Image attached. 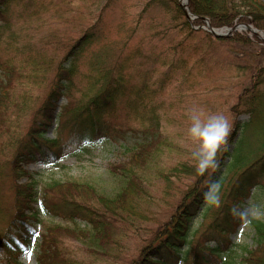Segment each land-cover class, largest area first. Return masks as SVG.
Wrapping results in <instances>:
<instances>
[{
  "label": "trees",
  "instance_id": "obj_1",
  "mask_svg": "<svg viewBox=\"0 0 264 264\" xmlns=\"http://www.w3.org/2000/svg\"><path fill=\"white\" fill-rule=\"evenodd\" d=\"M117 1L106 0L103 8ZM37 5L36 0H0V36H5L4 31L11 38L15 35L10 19L16 16L14 7H21L17 19L23 14L40 19L37 11L31 13ZM152 6L169 15L175 27L191 39L198 35L192 26L203 24L200 21L203 17L209 19L212 28L250 24L264 33V4L259 0H189L188 11L198 17L191 24L179 0H145L142 12ZM103 8L96 22L77 39L54 44L55 57L45 60V50V54L41 51V55L33 57L32 48L22 43L17 55L0 64L5 75H16L15 80L8 81H15L9 90H0V164L2 161L7 164L6 173L13 181L11 219L0 231V256L11 254V264H19L14 256L30 250L29 234L34 231L21 233L15 229L21 219L29 214L36 217L44 211H64L70 219L83 221L88 229L56 228L55 235L45 232L39 244V264H96L111 255L117 264H264V219L245 213L241 204L258 195L264 197L263 43L249 32H235L227 38L205 32L201 37L200 51L215 64L223 61L228 69L241 73L242 85L229 107L233 118L230 131L218 139L217 147L207 149L203 162L188 164L179 147L163 131L160 117L144 105L149 89L158 87L163 91L190 74L180 64L181 59L159 56L157 66L146 73L147 77L134 83L129 71L135 53L119 52L109 57L104 46L90 54L88 72L76 71L81 54L101 41ZM220 47L237 48L239 56L228 49L223 59L215 61V52ZM41 72L46 79L40 77ZM42 83L46 85V95L22 130L21 116L27 108L31 109L33 92ZM74 93L79 96L74 103L67 102L70 107L65 110V116H70L66 133L71 148L68 150L45 136L56 130L58 120L63 117L59 102ZM132 96L137 121L131 127L115 126L113 121L118 118L121 99ZM146 111L151 114L148 119L141 117ZM240 116L245 119L237 121ZM126 132L133 133L139 142H135L127 160L109 167L116 184L110 195L95 193L85 185L64 184L55 188L60 191L54 196L58 202L53 203L46 198L37 201L31 183L18 185L17 181L30 176L24 166L55 165L74 150L81 151L84 146L104 139L112 143L113 138ZM173 183L182 188L178 191L179 198L171 215L159 222L152 218L151 210L166 203ZM154 190L159 191L158 196ZM204 211L205 216H211L209 223L201 233L193 232L188 241L191 219ZM150 223L153 224L149 227ZM238 225H246L254 232V248L246 250L239 263L231 256L234 244L230 240ZM132 233L140 238L142 247L136 258L123 261L119 255L125 239ZM67 239L76 246L64 245ZM79 252L85 258H80Z\"/></svg>",
  "mask_w": 264,
  "mask_h": 264
},
{
  "label": "rangeland",
  "instance_id": "obj_2",
  "mask_svg": "<svg viewBox=\"0 0 264 264\" xmlns=\"http://www.w3.org/2000/svg\"><path fill=\"white\" fill-rule=\"evenodd\" d=\"M259 1L264 4V0ZM36 2L38 5L33 8L35 10H32L31 13L37 11L36 16L40 19L25 14L17 19L21 13L19 11L21 7H14L16 16L10 19L13 23L12 27H14L11 32H15V35L11 38L9 32L4 31L2 34L9 36L6 38L0 36L1 65L5 60L9 61L13 55L18 54L22 43L26 44V47L32 48L33 57L44 50L46 52V54L44 52L45 60L55 57L57 52H54V44L77 39L87 27L96 22L102 8L106 5V0H36ZM179 3L181 5L182 0H179ZM144 5L145 0H119L114 5L110 4L107 8H103L100 23L101 41L93 44L81 54L82 56L76 63V71L82 74L88 72L90 54L98 49L101 50V47L104 46L109 57H113L119 52L124 55L135 53V60L131 62L133 67L129 71V76L134 83L147 77L146 73L148 74V71L157 66L155 62L159 56L167 60L181 59L180 64L185 65L187 71L190 70V74L188 73L180 83H174L172 86L167 85L163 91L158 87L149 89L144 105L147 106L148 111H153L160 117L163 131L172 140L174 146L179 147L182 155L186 157V163L194 165L197 162H203V158L207 155V149H214L219 143L218 139H221L222 135L231 129L233 118L229 113V107L234 102L237 92L241 90L240 76L242 74H238L233 68L228 69V64L223 61L215 64L216 62L210 61L203 51H200L203 47L201 37L205 32L209 33L204 29L205 25L202 21L203 24L192 26L198 35L196 39H191L186 37L178 27H175L176 23L172 22L171 17L159 7L152 6L142 12ZM203 18L209 21L208 18ZM52 48L54 49L52 50ZM228 49V47L217 49L215 61L223 59L225 57L223 55H226ZM229 50L230 52L234 50V55L239 56L237 48ZM140 64L141 66H139ZM138 73L143 76H137ZM42 76H45L46 79V74L41 72L40 77ZM15 78L16 75H5L4 69L2 70L0 67V90H9L15 81L13 83L8 81L15 80ZM49 78L48 76V80ZM43 83L36 85L38 90L33 92L31 109L27 108L21 116L19 127L22 130L29 123L33 112L46 95L47 88ZM78 96L77 93H74L59 102L58 106L63 117L58 120L56 130H50L45 136L47 140L55 141L57 145H62L68 150L71 148L67 144L66 133L70 116H65V110L70 107L67 102L74 103ZM134 99V96L121 99L117 109L118 118L113 121L115 126L131 127L135 124L137 118L134 120L136 117L134 112L136 107L133 108L135 104H132ZM144 113L146 114L141 117L146 119L151 117L149 112ZM244 119V116H240L236 120ZM214 137L218 138L213 140ZM137 141L139 142V139H136L133 133L126 132L118 138H113L112 143L104 139L93 145L84 146L81 151L74 150L60 158L55 165L32 163L23 167L25 173L30 176L17 181L18 185L31 183L37 201L46 198L52 200L53 203L58 202L54 196L58 195L60 191L55 188L57 185L64 184L85 185L95 190V193L110 195L116 190V184L108 169L111 165L127 160ZM6 168L7 164L2 161L0 164V231L5 229L6 223L11 219L10 212L13 203V181L11 178L9 179ZM223 170V168L220 169V171ZM171 185V193L166 196V203L151 210L152 218L159 222L166 220V217L171 215L174 203L179 198L178 191L182 189L181 187L177 188L174 183ZM158 190H154L156 194L159 193ZM241 204L245 213H251L256 219H264L263 196L258 195L255 199L241 201ZM204 216L205 211L191 219L188 241L193 232L201 233L209 223L211 216ZM69 217L70 215L64 211H57V213L44 211L36 217L29 214L28 218L21 219L15 229L21 233L33 230L34 233L29 234L30 250L23 255L14 256L15 260L19 264H39L37 259L39 244L41 236L45 232L51 231L50 233L55 235L53 230L56 228L88 229L83 221L72 220ZM152 224L147 225L150 227ZM253 239L254 232L246 225H238L235 232L231 233L230 240L234 244L231 256L236 258L238 263L246 250L254 248ZM65 241L64 245L76 246L68 239ZM123 244L124 250L121 251L119 258L128 262L137 257L142 247L140 238L133 233L127 236ZM12 256L11 254H5L4 258L0 256V264H11ZM79 257L84 256L79 252ZM112 257V255L109 258L106 256L96 264H117L115 260L111 259Z\"/></svg>",
  "mask_w": 264,
  "mask_h": 264
},
{
  "label": "water",
  "instance_id": "obj_3",
  "mask_svg": "<svg viewBox=\"0 0 264 264\" xmlns=\"http://www.w3.org/2000/svg\"><path fill=\"white\" fill-rule=\"evenodd\" d=\"M189 0H184L181 4L182 10L185 12V17L188 21H194L197 19V17L193 16L188 12L187 5ZM201 21L205 24V29L216 38H227L233 35L234 32L238 31H249L251 34L256 35L263 43H264V33L257 31L256 29H253L250 25H244V24H237L233 26L232 28H223V29H213L210 26V23L207 19L201 18Z\"/></svg>",
  "mask_w": 264,
  "mask_h": 264
},
{
  "label": "snow or ice",
  "instance_id": "obj_4",
  "mask_svg": "<svg viewBox=\"0 0 264 264\" xmlns=\"http://www.w3.org/2000/svg\"><path fill=\"white\" fill-rule=\"evenodd\" d=\"M217 138H218V137H214L213 140H214V139H217Z\"/></svg>",
  "mask_w": 264,
  "mask_h": 264
},
{
  "label": "clouds",
  "instance_id": "obj_5",
  "mask_svg": "<svg viewBox=\"0 0 264 264\" xmlns=\"http://www.w3.org/2000/svg\"><path fill=\"white\" fill-rule=\"evenodd\" d=\"M225 131H226V126H225ZM207 144V142H205Z\"/></svg>",
  "mask_w": 264,
  "mask_h": 264
}]
</instances>
